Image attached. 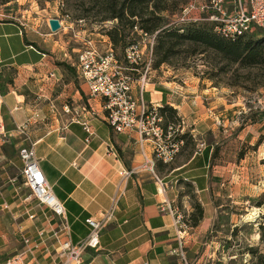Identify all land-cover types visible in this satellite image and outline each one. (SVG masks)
I'll return each instance as SVG.
<instances>
[{
	"label": "crops",
	"instance_id": "1",
	"mask_svg": "<svg viewBox=\"0 0 264 264\" xmlns=\"http://www.w3.org/2000/svg\"><path fill=\"white\" fill-rule=\"evenodd\" d=\"M42 22L24 15L0 19V116L5 126V134L0 135V264L20 254L26 264H63L56 243L58 224L20 178L18 153L30 146L65 208L73 244L87 238L86 220L100 221L114 203L112 218L100 232L99 248L87 249L82 264L220 262L217 246L206 240L217 216L211 193L215 183L209 175L212 148L198 153L196 144L186 158L181 148L164 164L136 133H115L103 119L100 101L80 102L73 78L61 64L73 65L53 55L52 34L45 29L41 33ZM56 87L58 94L52 97ZM203 92L207 91L147 84L143 99L176 110L182 129L200 142L232 109ZM67 97L70 106L63 104ZM199 98L209 102L200 104ZM73 114L89 121L93 135L88 142ZM24 124L21 134L18 128ZM122 171L131 174L123 177ZM187 188L203 209V218L194 228L176 225L175 215L167 211L169 207L183 216L193 212Z\"/></svg>",
	"mask_w": 264,
	"mask_h": 264
},
{
	"label": "rangeland",
	"instance_id": "2",
	"mask_svg": "<svg viewBox=\"0 0 264 264\" xmlns=\"http://www.w3.org/2000/svg\"><path fill=\"white\" fill-rule=\"evenodd\" d=\"M190 1L193 0H164L163 5L168 10L161 14L165 19L163 27H170L172 21L176 23ZM205 1L195 0L194 8L187 11L184 18L200 17ZM97 2V0L9 2L0 0L2 20L20 18L21 15L30 20H44L40 27L41 33L45 29L52 34L50 50H54L53 55L56 54L64 60V63L73 65L72 73L63 68L73 78L75 87L73 89L79 92L80 102L94 98L85 97L80 90L82 84L77 80L75 73L78 54L88 46V43H91L99 54H103L110 42L108 32L116 24L113 20L101 22ZM49 17L59 20L61 28L55 33L50 31L48 22H45ZM261 33L264 34V30L254 31L253 34L245 37L257 40L261 37ZM125 34L127 45L139 43L140 52L144 54L141 55V60L137 61V64L131 63L126 57L124 58L125 52L121 47H113V49L118 65L123 68V74L132 79L134 92L137 93V80L146 65L144 56L147 37L152 34L145 33L139 25L125 31ZM56 40L57 44L53 42ZM155 60L156 57L153 55L146 76V86L155 84L160 88L174 87L183 91L195 88L196 93L207 91L203 92L207 97L213 94L212 100L217 98L218 101L227 103L232 108L229 117L220 120L215 130L205 132L200 142L190 134L189 130L182 129L184 124L179 117V122L169 124L164 130L165 133H170V142H181L183 158L193 153L196 144H204L205 149L212 148L209 175L215 183L211 193L217 208V216L206 240L214 242L220 254L218 255L220 262L214 263L255 264L251 250L264 255V239L260 237V227L264 226V65L240 68L238 65L221 61L213 52L195 55L182 52L172 57L169 64H162L158 68L153 66ZM64 79L62 76L61 80ZM57 94L56 87L52 97ZM65 100L63 104L70 106L72 103L70 97ZM197 101L206 105L209 99L199 98ZM73 115L76 117L75 114ZM162 121H164L163 117ZM168 128L171 129L168 131ZM182 136L184 140L180 139ZM186 193L189 198L192 196L190 199L193 205L196 199L191 189L187 188ZM184 224L190 227L188 216L184 217Z\"/></svg>",
	"mask_w": 264,
	"mask_h": 264
},
{
	"label": "built area",
	"instance_id": "3",
	"mask_svg": "<svg viewBox=\"0 0 264 264\" xmlns=\"http://www.w3.org/2000/svg\"><path fill=\"white\" fill-rule=\"evenodd\" d=\"M195 0L190 1L183 9L182 17L177 18V23H201L207 22L213 25V31L227 40H235L253 34L254 31L264 30V0H206L201 8V16L184 18L187 11L194 8ZM146 36V34H144ZM155 35L147 37L145 47V70L137 80V93L134 92L132 79L123 74V68L118 65L114 53L108 44V49L99 54L91 43L78 54L76 75L84 89L85 97L100 100V108L105 123L117 134L134 132L141 141L151 144L155 159L164 164L170 163L178 153L181 142H170V133H165L162 117L158 113V107L147 104L143 99L144 89L147 83V73L151 65ZM140 45L132 43L125 50V57L131 63L137 64L141 60ZM138 61V62H137ZM2 104L0 97V106ZM85 111V110H84ZM66 113L69 109L66 108ZM75 119L87 134L86 142L93 135L91 125L85 118ZM79 119V120H78ZM26 124L18 128L21 134L25 133ZM171 128H168V131ZM5 134L4 122L0 116V135ZM202 148V149H201ZM205 149L204 144L198 145V153ZM22 164L20 178L22 184L30 190L31 196L40 205L51 213L58 224L56 243L59 248V256L63 264H82V255L87 249L99 248L100 232L112 218L113 206L103 214L100 221L86 220L90 231L87 238L77 244L70 241V230L66 220V212L63 204L54 196L52 187L47 182L39 168L33 146L21 148L18 153ZM152 166V163H151ZM131 173L122 171L123 177ZM167 211L175 215V224L186 228L183 214H175V210L167 208ZM23 243L29 241L24 238ZM23 254L5 261L2 264H26L22 260ZM182 264H189L182 260Z\"/></svg>",
	"mask_w": 264,
	"mask_h": 264
},
{
	"label": "trees",
	"instance_id": "4",
	"mask_svg": "<svg viewBox=\"0 0 264 264\" xmlns=\"http://www.w3.org/2000/svg\"><path fill=\"white\" fill-rule=\"evenodd\" d=\"M9 1L12 0H7V2ZM97 1L101 22L116 21V24L108 32L109 44L113 53V47H121L125 52L129 45L125 40V31L139 25V28L145 33L155 35L153 55L156 60L153 65L154 68H158L162 64H169L172 57L180 55L182 52L189 55L213 52L221 61L238 65L240 68L264 65V34L262 33L257 40L246 39L245 36L235 40H227L217 35L213 31V25L207 22L179 24L172 21L170 27H163L165 19L161 17V14L168 10L163 5L164 0ZM257 31L261 32L262 30ZM114 56L117 61L115 53ZM61 65L70 73L74 71L69 66ZM158 113L164 118V128L171 123L179 122L176 110L169 106L164 105L158 108ZM180 139L184 140V136ZM192 208L193 212L188 217L190 227L194 228L203 218V209L197 200H195ZM260 230V237L264 239V226H261ZM251 254L255 264H264V255L252 250Z\"/></svg>",
	"mask_w": 264,
	"mask_h": 264
},
{
	"label": "water",
	"instance_id": "5",
	"mask_svg": "<svg viewBox=\"0 0 264 264\" xmlns=\"http://www.w3.org/2000/svg\"><path fill=\"white\" fill-rule=\"evenodd\" d=\"M48 25H49V29L52 33H55L56 31H58L61 28L59 20H57V19H50L48 21Z\"/></svg>",
	"mask_w": 264,
	"mask_h": 264
}]
</instances>
